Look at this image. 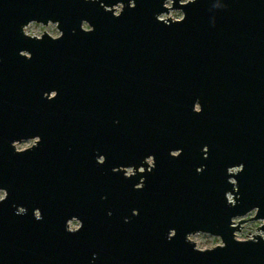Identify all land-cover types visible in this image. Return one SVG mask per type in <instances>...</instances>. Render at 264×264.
I'll use <instances>...</instances> for the list:
<instances>
[{
    "label": "water",
    "instance_id": "95a60500",
    "mask_svg": "<svg viewBox=\"0 0 264 264\" xmlns=\"http://www.w3.org/2000/svg\"><path fill=\"white\" fill-rule=\"evenodd\" d=\"M0 190V264H264V0H0Z\"/></svg>",
    "mask_w": 264,
    "mask_h": 264
},
{
    "label": "rangeland",
    "instance_id": "374dc122",
    "mask_svg": "<svg viewBox=\"0 0 264 264\" xmlns=\"http://www.w3.org/2000/svg\"><path fill=\"white\" fill-rule=\"evenodd\" d=\"M182 1H187V0H182ZM166 5L169 6L170 1H167ZM120 7H121L120 4L117 5L115 11L118 12ZM160 17L163 19H167L169 17L170 19H179L182 17V12L177 9H170L167 13L162 14ZM84 27L87 28L88 26L84 24ZM24 31L28 35H33V36H40L43 33V31L48 32L53 37H56L60 34V32L56 27V24L53 23L43 25L40 23L32 22L24 28ZM34 141L35 139L23 140L18 143H15V147L16 149L21 150L31 146L34 143ZM4 194H5L4 191L0 190V199L4 196ZM253 215H254V211H250L249 213H247L242 217L246 219V222L242 224V227L238 231L235 232V237L237 239L240 240L250 239L253 237L252 235H256V234H260L262 237H264V231L258 229L259 225L261 224V221L251 220V219L247 220L253 217ZM238 220L239 218H235L234 222L236 223ZM78 224H79L78 221L74 219L69 222V227L74 229L78 226ZM189 239L195 242L196 247L200 249H208L221 244V240L218 236H213L202 232H197L195 234L190 235Z\"/></svg>",
    "mask_w": 264,
    "mask_h": 264
}]
</instances>
